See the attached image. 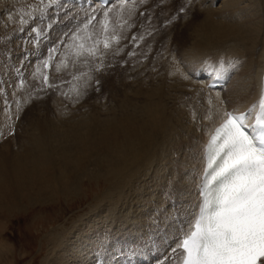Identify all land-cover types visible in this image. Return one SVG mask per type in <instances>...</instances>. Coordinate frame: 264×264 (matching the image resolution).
Wrapping results in <instances>:
<instances>
[{
    "label": "bare ground",
    "instance_id": "bare-ground-1",
    "mask_svg": "<svg viewBox=\"0 0 264 264\" xmlns=\"http://www.w3.org/2000/svg\"><path fill=\"white\" fill-rule=\"evenodd\" d=\"M20 1L23 4L17 3L16 6L25 8L26 5L35 4L37 0H26L28 4H25L24 0ZM114 1L117 0H112L105 6ZM177 2L179 7L188 11L198 4V7L204 5V8L201 7L204 9V18L201 17L198 23H191L190 20L189 23H184L185 20L178 23L179 33L184 34L182 39L190 42V46L183 47L182 56L194 59L199 57L200 53H206L208 49L217 50L220 52L216 55L217 59L225 61L219 62L223 65L220 64L217 70H212L216 64L210 66L207 71L200 69L196 76L202 79H194L187 74L192 71L190 68L193 66L182 63L186 67L181 69L176 59L174 61L171 58L174 53L167 47L161 49V60L156 59L143 67L140 61H137L136 65L139 66L136 69L129 67L130 64L125 66L120 63L118 59L121 56L105 57L100 70H97V65L101 61L96 64V79L98 84L102 85L103 81L112 78L111 85H107L111 86V90L107 88L110 92L105 91L106 93L101 95L95 111L74 116L57 108L54 115H45L32 121L28 128L30 132L24 133L20 144L14 149L7 148L9 146L5 148V144L0 147V150L5 148L0 160V212L22 210L23 205L27 203L48 201L57 196L80 194L84 188V179H96L99 185L106 183L107 190L102 196L97 194V204L101 206H94L96 208L92 210L91 215H84L69 228L64 224L61 228L58 227V236L62 237V241L52 239V252L47 253L42 264H180V243L190 230L199 207V183L205 164L204 143L209 133L226 117L225 114L229 110L244 112L247 120L252 125L255 123L258 107L253 106L258 105L260 97L264 95V20L260 25L252 21L256 14L251 13L248 6L241 8L240 2L236 4L237 0H227L228 6L226 2L218 7H214L215 0H177L174 3L177 5ZM130 4L133 5L131 2ZM38 7L36 9H40ZM198 12L197 10V14ZM12 14L15 16L14 11ZM125 16L128 21L129 14ZM117 19L116 24L120 23ZM191 24L193 27L187 30ZM128 26L130 28V24ZM99 32L101 33L100 30ZM144 36L145 31H142L139 38L144 39ZM178 39H173L172 45L180 42ZM167 42L169 43V40ZM114 43L116 48L117 45H122L121 41ZM138 55L141 56L139 53ZM158 63L164 67L154 70ZM199 64L198 67L206 65L201 62ZM228 65L233 69L227 67ZM106 69H109L110 75L109 71L105 75ZM215 76L222 77L225 82L211 83ZM145 77L154 83L147 85L149 83H146L148 80ZM193 82L197 83L193 91L188 88L193 97H199L195 96L194 91L196 94L202 93V88L208 93H203L197 109L192 105L194 100L188 96V89L183 88L190 87ZM133 86H136L132 89L135 98H127L126 95L121 98L124 89ZM183 89L185 91H182ZM128 92L132 94L131 90ZM249 109L253 110L249 112ZM3 115L2 124L10 125L11 121L7 119V115ZM141 225L152 229L149 241H154L155 244L157 241L163 242V253L160 249L159 253H149L150 255L146 254L147 252L133 251L135 248H141L137 242L142 238ZM133 233H138V238L130 241L128 237H132ZM123 253L127 255L120 259ZM258 264H264V258H261Z\"/></svg>",
    "mask_w": 264,
    "mask_h": 264
},
{
    "label": "rangeland",
    "instance_id": "rangeland-1",
    "mask_svg": "<svg viewBox=\"0 0 264 264\" xmlns=\"http://www.w3.org/2000/svg\"><path fill=\"white\" fill-rule=\"evenodd\" d=\"M19 1L20 0H17V2L16 0L13 1L0 0V4H1L0 6V63H1L0 64V147H3L5 144L6 145L4 146L5 148L9 146L7 148L14 149V147L20 144L19 143L20 140H22V137H24V133L25 134L27 133L28 128H30L29 124H31L32 121H35L37 120L38 117H42L45 115L47 116L48 115L52 116V114L54 115V113H56L57 111V108H60L61 109L60 111L62 112L64 111L68 115H74V116H78L82 114L84 115L86 113L88 114V112L92 113L98 108L97 106H99L98 102L101 95H104L106 93L105 91H107L108 93L111 90V86H107V85H111L110 82H112L111 81L112 78L106 79L105 81H103L102 85H99L98 79H96L97 73L95 71L96 64L99 61V59L91 60L90 57L89 58L81 57L77 60L76 57L73 55V52H74V45H76V43L79 44L81 42H85L86 45L91 43V41L90 42L86 40L83 41V39L77 41L75 37L84 38L87 35L91 34L94 39L95 38L103 39L104 34H102L103 31L100 28H102L101 23L103 24V20H104L103 12L106 9L111 10L110 11L111 18L113 15V19L110 18L111 25L109 27V31H110L109 34H114V35L116 34L115 36L118 37L119 43L121 41L122 45H117L118 47L116 48L114 47L115 43L112 42L111 48L107 49L106 51L105 49H103L101 45L100 50L104 53L103 55L104 59L112 58V57L118 58V56L119 57L121 56V58L118 59L120 63H123V65L125 66H128L130 64L131 66L129 65V67H133V69H136L137 66H139L136 65V63H138L137 61H140V65L142 64L141 66L143 67L144 64L149 65L150 63L155 62L156 59L158 61L161 60V54H162L161 49L163 47H167V49L170 48L169 49L170 52L172 51L174 53V56L173 57L171 56V58H173L174 61L176 59V63H178V66H181V69L184 70V67H186V65L185 66L182 65V63L190 64L191 66H193V68H190L192 71L187 72V74L189 73L188 75L193 76L194 79H202V77L196 76V72L198 73L200 69H202L203 71H207L210 70L209 69L210 66L216 64L214 69H212L215 71L217 70L218 66H221L220 64H222V63L219 64V62H223V63L225 62L223 60L217 59L216 55H218V53L220 54V52H217V50H210V49L206 50V53L205 52L203 53L204 55L200 53L198 55L199 57H195L194 59H192V57L182 56L183 49L186 47V45H189L190 42L186 41L185 39L184 40L182 39L184 37V34L182 35L181 33H179L178 30H180V27L177 29V26L180 24V21L183 22V20H185L184 23H187L186 21L188 20H190V22L192 21L191 23H193L194 21H195L194 23H198V21L202 19L201 17L204 18V13L202 12L204 11V9H202L204 8L202 7L204 5H201L202 8L198 7L199 4L196 5V7L193 8L196 11H194L193 9L190 11H188L187 9H183L185 11L184 12L181 11L182 8L179 7L180 5H178L179 4L178 2L177 5L174 3L177 0H164V1L137 0V2H135V0H126V2L125 0H117L112 2L109 6H105V7L104 6L101 7L96 0L93 1L37 0L38 2L35 0L36 2L35 1L34 2L36 5L33 3L34 5L33 4L26 5L25 8L24 7L22 8L19 5L16 6L17 3L20 5L23 4L21 1L20 2ZM24 1L25 4H28L27 2L28 0L27 1L24 0ZM240 1L237 0L236 4H238V2ZM130 2L133 3V5H131ZM226 2L227 0H215L214 7H218L221 5L223 6L224 4H226ZM121 4H123L122 5L123 8L120 7ZM228 4L229 2H227V6ZM207 5L208 4H206L205 6L207 7ZM239 6L241 8L244 7L247 8L248 6L251 13L256 14V18L255 17L252 18V21L257 23L258 25H260L261 21L264 20V0H243L239 3ZM37 7L40 9H36ZM117 8L120 10V12H118L119 10ZM126 8L127 9L129 8L131 10L128 9L127 12L126 11L123 12L124 10H127ZM132 8L134 10H132ZM197 10L200 12L201 16L199 15V12L197 14ZM13 11L15 16L12 14ZM129 11L132 12L133 14L129 13ZM126 13H128L129 16L132 17L129 18L128 16L127 18L128 21L126 20V16H125L128 15ZM165 13L168 15H166ZM17 15L18 16L21 15V16L17 18L18 17ZM9 17H13V18H9ZM14 17H16L15 20ZM92 17H95V19L91 20ZM118 17L119 20L117 19ZM115 18L117 19V21H120V23L117 22L116 24ZM124 21L126 24L124 23ZM173 21L175 23H173ZM129 24H130V28H128ZM86 25L87 28H85ZM96 26L98 29L96 28ZM123 26L124 28H122ZM191 27H193L192 24L189 28L187 27L188 28L187 30H190ZM172 28L174 29L172 30ZM116 29L117 30L119 29L118 32L120 31L123 34L121 35L120 32L118 33ZM123 29H127V30L124 31ZM99 30L101 31V33L99 32ZM142 31H145L146 36H144V39H142V37L139 38ZM99 34L101 35L99 36ZM176 38H179L178 41L180 40V42L177 41L178 43H175L177 47L175 44L172 45L173 39ZM121 39L122 40L126 39V40L122 41ZM168 40L169 43L167 42ZM164 44L166 46H164ZM130 46H132V48ZM166 50L164 49V51ZM136 51L139 54H141V56L138 55ZM179 51L182 52L180 53ZM135 55L138 56L137 59H135L136 57ZM201 55L204 56L205 58L202 57ZM213 55L215 57H213ZM182 57L184 59H182ZM86 59L87 62H85ZM183 60L185 61L182 62ZM195 60L198 61L200 60V61L195 63L194 62ZM45 61H48L47 67H45V63H44ZM62 61L67 63V67L66 68L63 67L64 69L61 67V70L57 71L56 65L61 64ZM75 61L77 62V64ZM200 62L205 63L206 65L198 67L200 65L199 64ZM168 66L166 68H168ZM142 67H140V69ZM163 67H164L163 64L158 63L156 69L154 70H160ZM227 67L233 69L231 65L230 66L228 65ZM37 69H40V71ZM108 71L109 69H106L105 75L108 73ZM84 73H88L89 76L83 75L82 77L81 74ZM191 73H193V75ZM110 74L111 72L109 71V75ZM234 75H236V72L234 73ZM44 76L48 77L47 83H45L42 78ZM75 77H79L80 79H75ZM230 77H231V73H230ZM146 80H148V82L146 83H149L147 85H150V83L152 84L154 83L153 80L151 79H146ZM188 81L191 82L190 79ZM196 82H193L192 83L193 85H191L190 87L183 86V88L184 89L189 88L191 91H193L192 89L197 84ZM144 85L146 86V84H143V86ZM74 87L78 90L79 95H77L76 92L73 91ZM104 87H106V89ZM107 88L110 90H108ZM133 88L135 89L136 86L135 87L133 86L132 88H127L128 90L125 88L124 91L121 93V98L124 95H126L127 98L129 97L135 98V95L132 92ZM129 89L131 90L133 95L130 92H128L130 91ZM184 89L182 91L186 90ZM189 89H188L189 91L188 96L194 100V104L192 103V105L197 109V107H199V103L202 101L201 98L203 96V93L204 94H208V93L203 91L202 90L203 88L200 89L202 93L196 94V92L194 91L196 97L197 95H199V97L195 98L191 95V91ZM65 93H67V95H65ZM182 93L183 92H181V95L184 96ZM109 103H111V101ZM40 109H42L43 111ZM36 112H39L40 114ZM3 114L7 115V119L11 121L10 122L11 126L9 125V123L7 125L2 124V120H3L2 116L4 117ZM5 126L6 129L4 130ZM5 148L0 150V160ZM105 185L106 183L104 182H102L101 185H99L96 179H92V180L84 179V185H83L84 188L80 194H72L69 196H64V195L57 196L53 199H49L48 201L47 200L43 202L39 201L36 202L35 204L27 203L26 205H23V207L21 208L22 210L14 209L13 212L9 210L1 211L0 212V264H42V261L44 257H46L47 253L52 252L50 245L52 239L53 240L56 239V241L59 242L62 241V237L58 236L59 235L57 230L58 227L61 228V225L64 224L69 228L73 224H75L78 220H80V218L83 217L84 215L85 216H88L89 214L91 215L92 210L97 207L96 205H99L97 204L99 203L97 201L99 197L98 195L102 196L105 190H107ZM92 217L95 218L94 216ZM97 219L99 220V218ZM140 231H142L141 232L142 235L144 233L143 236L145 237L141 235L142 238L137 240L136 238H138V233H133L132 237H128L130 238V241L132 239H136L137 242H139L140 247L143 249L142 251L141 248L139 249L135 248L133 250L134 252L136 251L142 253L147 252L146 254L150 255L149 253L151 254L159 253V249H160V252L163 253L164 250H162L163 248L162 241L161 242L157 241V244H155L154 241H149L148 239L150 238V234L153 232L152 229H148L145 225L143 226L141 225ZM160 233L161 232L159 231V234ZM148 234L149 236H147ZM140 242L141 243L143 242L144 244L143 243L141 244ZM158 242H160V244ZM146 249L149 251H147ZM126 255L127 254L123 253L121 256L122 258L120 259H123Z\"/></svg>",
    "mask_w": 264,
    "mask_h": 264
},
{
    "label": "snow or ice",
    "instance_id": "snow-or-ice-1",
    "mask_svg": "<svg viewBox=\"0 0 264 264\" xmlns=\"http://www.w3.org/2000/svg\"><path fill=\"white\" fill-rule=\"evenodd\" d=\"M110 11L103 12V39L91 34L75 37L91 43L74 45L73 55L77 60L99 59L97 70L103 66L100 46L107 50L112 42H119L109 34ZM44 63L47 67L48 61ZM61 67L66 68L67 63L62 61L56 70ZM43 79L47 83L48 77ZM73 91L79 95L75 87ZM257 107L255 126L259 131L255 137L245 130L244 114L226 113L209 141V171L202 184L199 213L180 243L182 264H258L264 258V95L253 106Z\"/></svg>",
    "mask_w": 264,
    "mask_h": 264
}]
</instances>
